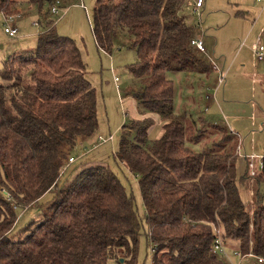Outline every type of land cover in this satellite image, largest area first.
Segmentation results:
<instances>
[{"label":"trees","instance_id":"obj_1","mask_svg":"<svg viewBox=\"0 0 264 264\" xmlns=\"http://www.w3.org/2000/svg\"><path fill=\"white\" fill-rule=\"evenodd\" d=\"M17 1L0 0V11L19 14ZM55 1L28 0L47 16L39 22L37 47L10 55L0 67V264H108L120 258L135 264L142 220L117 173L98 162L59 187L78 140L96 131L98 99L76 40L59 33L50 16ZM188 2L96 0L98 48L111 52L115 35L128 34L136 53L129 70L141 83L139 109L162 121L158 139L149 138L151 116L124 124L128 132L114 159L139 180L150 264H232L213 251L215 222L226 246L264 258V194L257 191L252 209L242 199L231 135L204 115L176 111V84L168 73L202 81L213 70L190 44L195 23L186 14ZM263 180L264 166L259 185ZM33 205L38 217L11 235L17 210Z\"/></svg>","mask_w":264,"mask_h":264},{"label":"rangeland","instance_id":"obj_2","mask_svg":"<svg viewBox=\"0 0 264 264\" xmlns=\"http://www.w3.org/2000/svg\"><path fill=\"white\" fill-rule=\"evenodd\" d=\"M121 2L122 0H116ZM209 1V8L205 12L203 11V18L207 17L204 22L206 26V35L210 40L211 47H207V54L197 51L196 54L203 60L208 62V58L216 59L219 56V47L221 42L216 47L218 40H220V34L223 31L222 27L217 25H211L210 10L224 8V4H229L236 8L234 3H240V9L246 13L247 20L252 21L261 12V4L256 0H207ZM96 4V0H65L63 6L60 8V13L51 14V18L55 20L56 27L61 34H70L78 38V45L81 48L83 59L87 64V78L96 89L97 92V119L98 126L94 134L87 137L88 143L83 147L76 148L73 151V156L76 158L82 155V152L91 150L95 145H100L94 151H90L84 157H82L77 163L71 164L62 174L59 182V187L63 186L70 180H72L76 174L82 169L94 163H104L109 165L114 172L120 177L124 186L130 195L134 197L135 207L139 217L142 220V226L140 228L137 237V261L135 264H150L151 263V244L148 239L149 226L145 215V206L143 198L139 188V180L135 174L130 172L123 164L118 163L114 159V152L119 146L121 137L126 134L127 129H123L124 124H128L133 119L139 118V105L136 98V94L141 87L139 78L136 77L130 70V64L136 61L135 49L131 47V39L128 34L118 32L114 37V46L111 52L98 48L93 35V12ZM16 8L19 9L20 15L15 17L10 24L14 25V22L19 23L15 26L19 29L18 34L15 37H10L4 32L6 26V17L0 11V67L5 59H8L14 51L12 47L18 45L19 41L23 39L26 41L28 38H24L28 32L33 34L34 44L29 43V47L25 49L34 50L37 47L38 36L35 33L36 28L32 27L34 21L43 22L47 18L45 15H40L37 10L29 4L28 0H18ZM223 10V9H222ZM239 10V9H237ZM208 11V12H207ZM235 14V12H234ZM215 15L212 14V18ZM199 14L194 16V19L199 18ZM14 17V16H13ZM264 18V15H263ZM193 19V16H192ZM61 22V23H60ZM60 23V24H59ZM250 23L243 29V34L239 37L238 52L234 53L231 58V63L238 57L235 63V68L239 67L241 75L230 73L227 76L225 86L227 87L226 98L221 96V90L219 92V99L221 107L218 105L210 106L207 110L206 98L204 97V84L194 76L186 78L184 73H168L169 78L173 79L176 84V111L177 112H190L196 118L199 115H204L211 122L219 124L224 127L226 133L231 135L228 141V145L231 148V152L237 156L236 169H237V183L240 189V193L244 202L250 209L253 207V203L257 198V191L260 190L264 194V180L259 185L258 178L261 173V161L260 157L264 158V60L259 61L257 54H254V46L244 39L248 30L250 29ZM211 25V27H210ZM253 29V28H252ZM37 29V31H39ZM243 39V40H242ZM244 42V44H243ZM32 43V42H31ZM205 43V42H204ZM28 46V44H27ZM216 47V53L214 54L212 47ZM243 49V50H242ZM242 51V52H241ZM240 64V65H239ZM118 76V81H115V77ZM196 76H199L196 74ZM204 77H213V74L204 75ZM231 93H233L231 97ZM256 101V107L262 113V119H252L255 125L250 129V120L245 116H251L254 113L255 104L252 100ZM233 103L228 108L224 103ZM231 100V101H230ZM237 100V101H236ZM235 105V106H234ZM242 108V109H241ZM233 115V116H232ZM235 117L236 119H234ZM240 117V118H239ZM236 123H235V122ZM162 121L152 126L149 130L150 139H158L160 128H162ZM231 124V127L228 125ZM257 124V125H256ZM247 126L248 129H240ZM239 126V127H238ZM212 127V126H211ZM162 130V129H161ZM109 137L113 135V141L107 143H99L98 136ZM130 138L135 137V133L131 132ZM243 140V142H242ZM247 147V149H246ZM86 148V149H85ZM195 148L201 147L195 145ZM264 163V160H263ZM53 192H49L41 199V203L47 202ZM40 208L36 205L30 206L26 209L17 210V221L12 228L10 234L17 235L29 221L38 217ZM230 248V247H229ZM233 250V248H230ZM232 260L235 263L240 264H256L257 257L245 256L238 257L231 252ZM225 264H230L228 261H224ZM108 264H128L124 261V258L111 259Z\"/></svg>","mask_w":264,"mask_h":264},{"label":"crops","instance_id":"obj_3","mask_svg":"<svg viewBox=\"0 0 264 264\" xmlns=\"http://www.w3.org/2000/svg\"><path fill=\"white\" fill-rule=\"evenodd\" d=\"M64 1L65 0L62 1V4L64 3ZM262 2H263V4H261ZM257 3L262 5L261 6V12L258 14V17H255V19L252 21V23L250 22V20H247L245 11L240 9V3L239 2L234 3L236 5V8L231 6L229 4V2H228L227 4H224V8L221 7V8L216 9V10H213V3H211L212 4V10L209 11L210 15H211V21H212L211 25H217L218 27H222L223 31L219 35L221 38H220V40H218L217 45H216V47L220 45V47H219V50H220L219 51V56H220V58L217 60V62L215 61L216 59L208 58V62L212 63V61H214L221 69H224V71H226V78H227V76L230 73H232L233 75L234 74L235 75L236 74L241 75V70H239V67L235 68V63L238 60V57L234 60V62L231 63V61H230L231 58L235 55L234 53L238 52L239 37L243 34V31H240V33H239L238 30L245 28L247 26V24L250 23L249 24L250 25V29L248 30V32L246 34H244L245 35L244 39H246V42H249V40H250L251 42H249V43L251 45H253L255 43L258 44L259 42L264 45V18H263V15H264V1H257ZM195 5H196L195 4V0H189L188 4L186 5V9H185L186 10V14H189V16L191 15V19H192V16H193V19L191 20V21H193V23H195V28H194V31H193V37L201 38L203 40V42H205L204 45H206V42H207V47H211L210 40L207 38V35H206V29H205L206 26L204 25V22L207 19V17H205V19L203 18V11L205 12L206 10H208L209 1H207V0L203 1V5L200 8V11H201L200 12V16H199V18L197 20L194 19V16L197 15L194 12L195 11L194 10ZM237 9H239V10H237ZM234 12H235V14H234ZM214 13H215V15L212 18V14H214ZM19 15H20V13L14 15V18L19 16ZM17 23H19V22L18 21L14 22V25L17 24ZM211 25H210V27H211ZM32 27L36 28L35 33H37V35H38L39 31H37V29L40 28L39 21H34ZM65 35L71 36L70 34H65ZM32 36H33V34L28 32V34L24 37V38H28L26 41H24V39H23L21 42L19 41L18 45L12 47L11 51H14L12 53V55L16 54V53H19V52L23 53L24 51L30 49V48H28V49H25V48L29 47V43L30 44H34L35 43V41L33 42V38H31ZM72 37L76 40V42L78 41V38L76 36H72ZM220 42H221V44H219ZM27 44H28V46H27ZM77 44H78V42H77ZM243 44H244V42H243ZM256 44H255V46H256ZM216 47L215 48H214V46L212 47L214 54L217 52L216 51ZM202 54H207L206 47H205V51L202 52ZM254 54H256V53H254ZM263 60L264 59L259 60V61H263ZM212 69L213 70H212L211 73L213 74V77L212 78L211 77L210 78L209 77H207V78L203 77V79L201 81V82H203V84L205 86L203 93H204V97L207 100L206 101L207 110L210 108V106H214L215 104L218 105L219 107H221V103H220V99H219V95H218L220 90H221V88L218 90V92L216 94V100H217L216 103L210 104L212 100L210 98H208V95L214 91V87L216 86L217 79H218V70L214 69L213 67H212ZM184 76H186V78H189L190 75L189 76L184 75ZM227 80L228 79H226V81ZM226 95H227V87L224 85L222 87V90H221V96L223 98H226ZM232 95H233V93H231V97H234ZM256 101H257L256 99L252 100V103L255 104V106H254L255 109H254L253 115L245 116L248 120H250L252 122V123H250V127H251L250 129H252L255 126L253 124L252 119H254V118H256L258 120L262 119V113H260V110L256 107ZM227 102L228 101H226V103H224L225 107H227V108L233 104V103L229 104ZM138 111H139V118H143L145 115H148V116H151L152 118H154V120H155L154 125L157 124V122L160 120L159 115L156 114V113L142 114L139 108H138ZM233 118L236 119L235 117H233ZM160 125H161V123H160ZM228 125L230 126V128H232L230 123H228ZM157 126L159 127V124H157ZM243 127L244 128H242V127H239V128L243 129V130L244 129H248L246 125L243 126ZM161 129L162 128H160V130L158 132L159 135L157 137H160V135L162 134V130ZM78 142H79V145H78L77 148L83 147L85 144L88 143V140L86 138H80L78 140ZM242 142H243V140H242ZM246 149H247V147H246ZM90 151H92V150H89V151L86 150V151L82 152V155H80V157L77 158V161H79L82 157H84ZM77 161H76V163H77ZM73 164H75V163H73ZM228 247L236 249L233 246H228Z\"/></svg>","mask_w":264,"mask_h":264},{"label":"built area","instance_id":"obj_4","mask_svg":"<svg viewBox=\"0 0 264 264\" xmlns=\"http://www.w3.org/2000/svg\"><path fill=\"white\" fill-rule=\"evenodd\" d=\"M203 1L204 0H195V4H196L194 7L195 14L200 15V12H201L200 8L203 5ZM257 1H264V0H257ZM61 5H62V1L56 0L51 6V13L52 14L60 13ZM13 19L14 17L12 15H10L9 17H6V26L4 27V32L10 37H15L19 32V29L15 25L10 24V21H12ZM190 44L196 49V51H200V52L205 51V45L201 38L192 37L190 40ZM253 49H254V52L257 54V57L259 60L264 59V45L263 44L259 42L258 44H256V46ZM212 64H213V67L218 70V79H217V84L214 87V91L208 95V98L212 100L210 104L217 102L216 94L218 90L222 86H224L226 79H227L226 71H224V69H221L214 61H212ZM115 81H118V76L115 77ZM110 140H113L112 135H110L107 138L103 137L102 135L98 136L99 143L107 142ZM259 160L261 161V168H262L264 166V163H263L264 158L260 157ZM76 161H77V158L75 156L73 155L70 156L63 166L62 173L66 171L65 169L67 167H69L71 164L75 163ZM214 232H215V239L213 243V251L216 253H219L223 258L229 260L232 264H240V263H235L232 260L231 252L233 253V255L238 256V257H245V255H243L239 249L231 250L228 246L224 244L223 237H222V228L217 222L214 223ZM247 256L255 257L252 251H250L247 254ZM257 259L260 263L264 262V258L258 257Z\"/></svg>","mask_w":264,"mask_h":264}]
</instances>
